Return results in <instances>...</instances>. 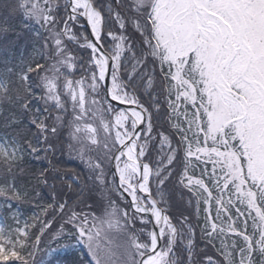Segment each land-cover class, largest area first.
<instances>
[{"label": "snow or ice", "instance_id": "snow-or-ice-1", "mask_svg": "<svg viewBox=\"0 0 264 264\" xmlns=\"http://www.w3.org/2000/svg\"><path fill=\"white\" fill-rule=\"evenodd\" d=\"M3 7L0 31L15 18L38 47L0 74L18 110L0 135V197L27 199L25 155L67 147L104 198L52 185L50 218L0 224V264H30L46 238L90 264H264V0Z\"/></svg>", "mask_w": 264, "mask_h": 264}, {"label": "trees", "instance_id": "trees-1", "mask_svg": "<svg viewBox=\"0 0 264 264\" xmlns=\"http://www.w3.org/2000/svg\"><path fill=\"white\" fill-rule=\"evenodd\" d=\"M11 0H0V24L3 23L4 18L8 17L10 13L3 7L4 4L10 3ZM63 2V0H62ZM38 44L28 34L19 20L13 18L10 20L9 30L0 31V74L6 73L8 68L17 66L21 60L29 61L34 56V48ZM38 59V56L36 57ZM15 109L12 103L0 101V135L5 133L12 134V129L6 127L5 120L7 117L14 114ZM66 138V136H65ZM75 153H70L65 147L64 152L56 151L54 154L50 153L47 159L40 161L33 157L25 155L24 159L19 163L24 168L21 173L14 169V173L20 176L17 181L18 186L27 192V199L22 202L15 200L11 201L12 207L9 208L4 199L0 197V224L12 226L14 221L13 214H17L22 227L25 221L31 223L37 216L41 219H48L41 212L42 206H47L51 201L48 200L51 186L54 185L57 189L67 191L68 185H71V193L84 189V197L88 198V203L96 202L99 207V202L104 198V194L99 190H93L89 193V188H94L90 179L89 171L86 165L74 160L71 156ZM51 161V165L49 164ZM2 167V164H0ZM47 169L45 176L48 177L47 184L37 183L33 178V174H38L40 171ZM40 197L44 199L41 200ZM75 198V197H73ZM187 197H185V200ZM176 202L180 203L179 193L176 195ZM54 228H59V223L53 225ZM35 231V229H33ZM75 242L69 244L68 241L60 240L58 243H51L45 239L37 250V258L35 257L33 264H56L52 255L60 258L63 264H88L81 255L80 249Z\"/></svg>", "mask_w": 264, "mask_h": 264}, {"label": "rangeland", "instance_id": "rangeland-1", "mask_svg": "<svg viewBox=\"0 0 264 264\" xmlns=\"http://www.w3.org/2000/svg\"><path fill=\"white\" fill-rule=\"evenodd\" d=\"M74 158H78L76 154L73 155ZM84 164V163H83Z\"/></svg>", "mask_w": 264, "mask_h": 264}]
</instances>
